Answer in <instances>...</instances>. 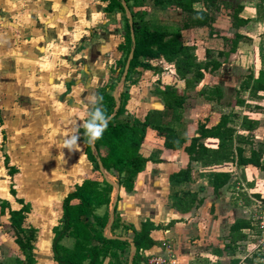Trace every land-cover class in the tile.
Here are the masks:
<instances>
[{
    "label": "crops",
    "instance_id": "crops-1",
    "mask_svg": "<svg viewBox=\"0 0 264 264\" xmlns=\"http://www.w3.org/2000/svg\"><path fill=\"white\" fill-rule=\"evenodd\" d=\"M232 2L233 10L230 9L227 17L231 18L234 38L238 31L232 24V14L236 6L243 3L244 8L241 15L250 19L247 28L243 26L240 31L246 32L248 28L252 29L250 33L248 32V37L241 40L243 54L247 52L246 56L251 60L250 51L247 50L251 47L250 42L258 38L259 42H264V27H262L264 22L260 25L261 22L257 21V15L264 16V2L261 0H244V2L232 0ZM79 3V0H0V22L3 25L8 24L14 31V34H10L8 37L0 33V44L4 42L9 45L13 44L17 42L16 38L21 36L20 32H26L23 36L29 37V39L26 40V48L23 50L22 57H25L26 64H34L33 60L41 50L35 49L33 45L49 43L50 37H56L54 34L50 35L49 32L50 18L53 20L52 24L57 26V29L52 31H56V35H60L65 22V14H63L65 8L69 9L68 12H72L71 15L75 20L74 13L77 10L81 11ZM104 7L103 11L107 15L111 14L107 13ZM175 8H153L152 11L162 17L169 18L171 11L177 10L180 23H184L188 18L187 13L180 8ZM1 12H8V15L4 17ZM50 12L54 13L51 17ZM71 15L68 16L71 17ZM168 24L176 28L178 26L174 21ZM61 25L62 29H60ZM204 27L208 28V26H203L184 29L183 37L185 34L193 38L197 37L198 31L203 30ZM13 36L14 40L11 38ZM194 44L197 43L194 42ZM255 50H258L259 53V46H255ZM215 52L217 55L218 52ZM9 57L11 58V56ZM258 58H260L259 54ZM261 59L264 60V57ZM32 66L22 68V75L27 78ZM142 70L144 72L135 74L138 83L136 81L129 88L130 99L127 103L128 112L140 119H144L148 113L154 110L164 109L162 98L152 92V86L149 90L146 89L137 101L136 93L139 84L144 83L143 79L149 76L147 74L154 77L155 72ZM42 74L48 76L47 71H42ZM171 74H173L172 69L168 78ZM104 77L100 79L91 77L88 81H74L71 96L67 95L65 98H61V101H56L54 97L50 99L47 78L41 84L36 82L20 86L19 90L12 91L10 89L8 92L11 94L4 99H1L0 96L2 114L8 116L7 119H4V125L8 124L10 130L7 148L4 150L3 156L0 157V198L7 199L12 209L18 210L24 205L29 206L23 227L34 246V264H59L54 258L53 240L54 228L63 217L64 200L85 179L93 178L90 167L92 162L87 157L86 144L79 139L80 151L70 152L63 147L62 141L73 132H78L80 135V129L91 109L88 97L93 94L97 95L98 88L107 81ZM181 84L177 83L180 87ZM67 85H70L69 82ZM20 100L24 102L20 104ZM3 106L9 110L5 111ZM182 120L185 122V118L180 121L182 122ZM176 124L177 121H172V126L177 129ZM177 131L181 136L188 137L181 134L180 130L177 129ZM151 133V131L148 133V142L153 143L155 136L153 137ZM5 155L9 158L8 166L13 168V172L7 168ZM149 156L151 160L147 163L144 171L137 176L134 189L127 191L120 186L115 207L121 221L127 225H133L137 230H140L143 223L148 220L155 225L165 226L171 221L174 223L152 232L155 244L150 249L140 252L135 258V264H144L146 258L151 254L167 253L168 246L176 254L179 264H247L243 263L236 254L237 248L240 247L239 243L243 240L237 243L231 242V227L238 220L231 221V219L237 210H234L228 203L226 206L223 203L224 188L215 191L210 185L208 180L212 173L203 172L194 164L190 181L172 185L169 181L170 175L186 168L189 164V157L184 148L164 152L153 146L150 148ZM188 190L197 191L198 198H203V202L201 205L183 212L175 208L174 203L181 200ZM116 193L114 189L109 211ZM213 205L217 207L215 212L210 210V207L213 209ZM103 210L104 208L99 211ZM208 210L210 211L208 212ZM9 223L10 214L8 212L0 216V264H28L15 237L6 227ZM226 224L230 229L227 239L224 235ZM249 229H244L243 233L246 234ZM124 236L128 237L127 240L130 242L127 250L116 258H107L103 264H134L133 232ZM62 244L71 249L74 239L71 236H65L62 239ZM248 264H253V260Z\"/></svg>",
    "mask_w": 264,
    "mask_h": 264
},
{
    "label": "trees",
    "instance_id": "trees-1",
    "mask_svg": "<svg viewBox=\"0 0 264 264\" xmlns=\"http://www.w3.org/2000/svg\"><path fill=\"white\" fill-rule=\"evenodd\" d=\"M105 1L104 10L107 13L121 11L126 14V5L133 15L135 45L127 16L124 41L119 45L121 52V57L117 61L119 80L133 47L135 48L134 57L124 81L127 87L122 91L119 89L118 96L116 83L110 81H105L97 90V95L103 97L102 106L106 114L109 116L114 112L116 114L108 122L102 139L95 142L94 149L87 143L84 127L80 129V140L86 144L87 157L99 176L85 179L64 200L63 217L54 228L53 240L54 258L59 264H103L107 258H116L127 250L130 245L127 239L105 235L110 223L109 206L114 192L112 182L107 179L108 173L116 176L120 186L127 191H132L137 176L144 171L151 160L149 151L153 146L164 152L184 148L188 154V166L170 175L169 181L172 185L190 181L194 164L199 170L212 173L209 183L215 191L228 186L231 182L234 172L232 165L240 166L245 178L257 174L258 170L264 171L263 148L252 147L247 152L246 144H254V141L245 133L237 134V130L229 124L231 110L237 106L247 105L246 99L242 96L235 97L226 105L227 109L223 111L216 124L209 126L206 122H200L196 134L191 138L181 136L172 126V121H180L183 118L184 106L188 98L185 89H195L208 72H215L222 66V61L217 57V55H223L222 52H218L211 59L199 60L198 46L194 43H186L182 33L184 29L211 26L214 22L211 11L215 0H152L153 4L161 9L177 7L187 13L188 18L182 26L173 29L150 24L146 16L138 11L139 7L144 6L145 0ZM261 1L264 2V0ZM243 8V3L237 5L232 14V24L238 29L229 51L234 62H239L243 55L242 38L248 37V32L252 31L251 28H248L246 32L240 31L241 27L247 28L250 24V19L241 15ZM164 62L171 64L175 71L167 80L158 78L152 86V92L162 98L164 109L154 110L144 119L130 114L127 110L130 99L128 87L136 83L135 74L138 68L160 73ZM178 82L183 84V89L179 88ZM218 91L219 89L216 88L215 92L208 94V99L219 100L221 93ZM242 91H248L257 101L264 98V72L259 77H254L250 72L241 81L237 94ZM117 100H120V106L116 109ZM255 106L259 105L256 103ZM259 123V119L254 118L247 111L243 116L241 128L251 134ZM150 131L156 133L153 143L148 142ZM100 161L106 173L101 171ZM6 165L8 166V163ZM254 184L253 180L249 181V186L253 187ZM202 202L203 198H198L197 191L188 190L181 200L174 203V207L187 212L201 205ZM102 208L104 210L100 212ZM28 211L27 205L18 210L12 209L7 199L0 198V216L7 212L10 214V223L6 227L15 237L28 264H34V246L23 227ZM113 216L114 220L110 225L111 236H124L133 232V243L136 245L134 264L140 252L150 249L155 244L152 232L174 223L171 221L165 226L155 225L148 220L143 223L140 230H137L133 225H127L121 221L116 207ZM251 227L250 220L238 219L231 227V242L237 243L244 240L247 236L243 230ZM65 236H71L74 239L71 249L62 244ZM249 261L252 262L251 259Z\"/></svg>",
    "mask_w": 264,
    "mask_h": 264
},
{
    "label": "rangeland",
    "instance_id": "rangeland-1",
    "mask_svg": "<svg viewBox=\"0 0 264 264\" xmlns=\"http://www.w3.org/2000/svg\"><path fill=\"white\" fill-rule=\"evenodd\" d=\"M145 1L144 6L139 7L138 11L146 16L152 26L176 28L168 24L172 21L177 23L178 26L182 25L183 22L180 23V16L177 15V10L171 11L169 18L166 16L162 17L152 11L153 8L159 9L158 6L153 4L152 0ZM236 1L244 2V0ZM79 2L81 11L77 10L74 13L75 20H73L74 18L71 15L72 12H68L67 10L69 9L65 8L63 13L65 14V22L60 35H56V31H52L57 29V26L52 24L53 20L50 18L49 32L50 35L54 34L56 37H50L49 43L33 45L35 49L41 50L37 53L36 59L33 60L34 64H26L25 57H22L23 50L26 48V40L29 39V37H24L26 32H20L21 36L19 34L20 37L16 38L17 42L13 44L9 45L7 42L0 44L1 99L11 94L8 92L10 89L12 91L19 90L18 87L20 86L36 82L41 84L46 78L49 80L50 99L54 97L56 101H61V98H65V96L72 93L74 81H88L91 77L100 79L105 75L104 78L107 81L116 83V89L119 87L122 91L127 87L125 82L121 83V79H118L119 66L117 65V61L121 57L119 45L124 41L127 15L121 11L107 15L103 11L105 0H79ZM233 6L232 0H215L212 5V15L215 19L214 25L199 30L197 37L193 38L187 34L183 37L186 43H197L199 60L211 59L213 55H216L215 51L222 52L223 55H217L222 61V66L215 72H208L205 80H202L203 84L201 81L197 86L198 88L185 89L187 93L189 92L184 106L183 118H185V122L183 120L182 122L179 121L181 123L177 121L176 126H178L177 129L180 130L181 134L190 138L196 134L200 122H206L208 125L216 123L223 111L227 109L226 105L234 100L235 97L242 96L246 99L247 105L231 108L229 124L237 130V134L245 133L254 141V144H246L247 152L252 147L263 148L264 150V98H260L257 101L254 97H251L248 91H242L237 94L241 81L250 72L253 73L254 77H259L264 72V60L261 59V57H264V42H259V38L250 42L251 47L247 50L250 51L251 60L246 56L247 52H244L239 62L233 61L229 51L235 34L234 30H232L231 18L227 17L230 9L233 10ZM2 14L5 17L8 12H1ZM52 14L54 13L50 12V17ZM69 14L71 17L68 16ZM257 17V21L258 23L261 22V25L264 22V16L261 14L257 15ZM12 29L8 24L3 25L0 22L1 34L7 37L10 34L13 35L14 31ZM60 29H62V25ZM11 38L12 40L15 39L14 36ZM255 46H259V53V49L256 52ZM258 54L260 58H258ZM30 66L32 67L26 78L25 75H22L21 69L29 68ZM161 69L160 73L154 72V77L147 74L149 76L143 79L144 83L137 85V101L146 89L149 90L150 86L155 84L157 77L167 80L171 69L172 73L175 71L171 64L165 62L162 63ZM42 71H47L48 76L43 75ZM137 72L142 73L144 70L140 67ZM137 78H140L138 74ZM68 82L70 85H67ZM130 87H132V84L128 88ZM179 88L183 89V84ZM216 88L219 89L218 92L221 93V98L219 100L208 99V94L211 95ZM23 102L20 100V104ZM256 103L259 105L258 107L255 106ZM3 109L5 111L9 110L5 106H3ZM247 111L260 121L258 127L251 134L241 128L243 116ZM7 118L8 116L4 115V113L2 114V108H0V157L1 155L3 156L10 137L8 124L4 125V119ZM1 119L3 120L1 121ZM151 135L154 137L156 133L152 132ZM5 156V163H9L8 156ZM90 165L93 177H98L99 173L93 169L91 163ZM231 167L234 168L233 178L229 185L223 189V203H225V206L228 203L234 210H237L233 217L231 214V221L233 219H247L252 223V227L246 232L247 237L239 243L240 247L237 248L238 252L236 254L243 263L248 264L249 259H252L253 264H264V228L261 226V222L264 221V171L258 170L257 174L249 175L248 178H245L240 166L232 165ZM7 168H9V171L10 169L13 171L12 167L8 166ZM108 175L112 181L117 183V178L113 173H108ZM250 180L255 183L253 187L249 186ZM257 195L260 196L258 197ZM210 208L211 212H215L217 207L213 205V209L212 207ZM227 226L228 224L225 226L224 234L226 239L230 230L229 226Z\"/></svg>",
    "mask_w": 264,
    "mask_h": 264
},
{
    "label": "clouds",
    "instance_id": "clouds-1",
    "mask_svg": "<svg viewBox=\"0 0 264 264\" xmlns=\"http://www.w3.org/2000/svg\"><path fill=\"white\" fill-rule=\"evenodd\" d=\"M102 102L103 97L100 95L93 94L88 97V103L91 109L87 113V119L83 127L85 129L84 136L87 138V143L89 144H95L97 140L102 139L104 132L107 130L108 122L111 119L106 114ZM79 139V133L73 132L62 141L63 147L67 148L70 152L80 151Z\"/></svg>",
    "mask_w": 264,
    "mask_h": 264
},
{
    "label": "water",
    "instance_id": "water-1",
    "mask_svg": "<svg viewBox=\"0 0 264 264\" xmlns=\"http://www.w3.org/2000/svg\"><path fill=\"white\" fill-rule=\"evenodd\" d=\"M125 8H126V15L128 16L129 18V23L131 25V34H132V40L134 42V45H135V33H134V30H133V15H132V12L131 10L125 5ZM134 50L135 48L133 47L129 56H128V59L126 61V65H125V68H124V73L121 77V83H123L127 77V74H128V71H129V68H130V64H131V60L133 59L134 57ZM118 90H119V87H117L116 89V94L118 96ZM120 106V100H117V106H116V109ZM116 114V112H114L110 117L112 119V117ZM110 119V120H111ZM109 120V121H110ZM92 148L94 149L95 148V144H91ZM100 169L102 172L106 173V169L104 167V165L102 164V162L100 161ZM107 176V174H106ZM108 177V176H107ZM109 179L113 186H114V189L116 190V195H115V199L113 201V204L111 206V210H110V215H111V218H110V223H109V227L107 228V230L105 231V235H107L108 237H117V238H120V239H128V237L126 236H111L110 234V225L112 224L113 220H114V210H115V205H116V202H117V198H118V193H119V190H120V185L114 181H112L109 177L107 178ZM132 240V238H130ZM132 248H133V251L135 252L136 251V245L133 243L132 244Z\"/></svg>",
    "mask_w": 264,
    "mask_h": 264
},
{
    "label": "built area",
    "instance_id": "built-area-1",
    "mask_svg": "<svg viewBox=\"0 0 264 264\" xmlns=\"http://www.w3.org/2000/svg\"><path fill=\"white\" fill-rule=\"evenodd\" d=\"M264 228V221L261 222ZM167 247V246H166ZM168 251L165 254H151L146 258L144 264H179L176 259V254L168 246Z\"/></svg>",
    "mask_w": 264,
    "mask_h": 264
}]
</instances>
